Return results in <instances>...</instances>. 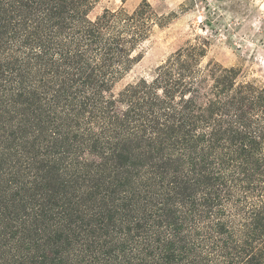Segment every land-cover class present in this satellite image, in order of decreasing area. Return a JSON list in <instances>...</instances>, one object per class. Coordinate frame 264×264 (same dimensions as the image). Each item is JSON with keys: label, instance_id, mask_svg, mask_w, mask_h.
Returning <instances> with one entry per match:
<instances>
[{"label": "trees", "instance_id": "obj_1", "mask_svg": "<svg viewBox=\"0 0 264 264\" xmlns=\"http://www.w3.org/2000/svg\"><path fill=\"white\" fill-rule=\"evenodd\" d=\"M98 1L0 0V264L264 262V84L188 45L115 95L166 18Z\"/></svg>", "mask_w": 264, "mask_h": 264}, {"label": "rangeland", "instance_id": "obj_2", "mask_svg": "<svg viewBox=\"0 0 264 264\" xmlns=\"http://www.w3.org/2000/svg\"><path fill=\"white\" fill-rule=\"evenodd\" d=\"M144 2L166 22L161 28L154 27L137 51L140 61L114 84L113 94L139 79L151 81L159 65L188 45L203 47L202 67L212 63L233 68L237 70V81L264 84V0H99L88 16L94 19L105 10L119 8L132 11ZM255 250H264V237L255 244Z\"/></svg>", "mask_w": 264, "mask_h": 264}]
</instances>
